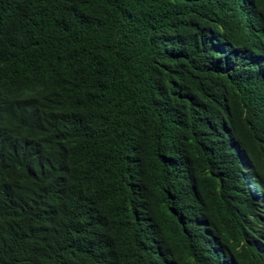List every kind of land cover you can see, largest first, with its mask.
<instances>
[{
    "label": "trees",
    "instance_id": "trees-1",
    "mask_svg": "<svg viewBox=\"0 0 264 264\" xmlns=\"http://www.w3.org/2000/svg\"><path fill=\"white\" fill-rule=\"evenodd\" d=\"M0 264H264V0H0Z\"/></svg>",
    "mask_w": 264,
    "mask_h": 264
},
{
    "label": "bare ground",
    "instance_id": "bare-ground-1",
    "mask_svg": "<svg viewBox=\"0 0 264 264\" xmlns=\"http://www.w3.org/2000/svg\"><path fill=\"white\" fill-rule=\"evenodd\" d=\"M241 159V158H240ZM252 168V167H251ZM252 173V172H251ZM246 182V181H245ZM253 188H256L257 189V186L255 185Z\"/></svg>",
    "mask_w": 264,
    "mask_h": 264
}]
</instances>
